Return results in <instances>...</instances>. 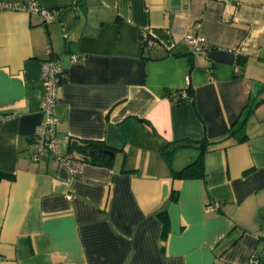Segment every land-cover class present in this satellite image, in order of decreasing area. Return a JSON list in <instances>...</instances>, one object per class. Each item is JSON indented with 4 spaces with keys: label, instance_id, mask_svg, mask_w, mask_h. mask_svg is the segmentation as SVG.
<instances>
[{
    "label": "crops",
    "instance_id": "1",
    "mask_svg": "<svg viewBox=\"0 0 264 264\" xmlns=\"http://www.w3.org/2000/svg\"><path fill=\"white\" fill-rule=\"evenodd\" d=\"M38 1L49 24L0 11V264H264V0ZM51 57L61 149L104 142L113 167L31 161ZM202 150L205 179H175Z\"/></svg>",
    "mask_w": 264,
    "mask_h": 264
},
{
    "label": "built area",
    "instance_id": "2",
    "mask_svg": "<svg viewBox=\"0 0 264 264\" xmlns=\"http://www.w3.org/2000/svg\"><path fill=\"white\" fill-rule=\"evenodd\" d=\"M5 9H15L18 11H26L29 13L39 14L41 17H43V20L45 23L49 24L54 20L53 13L49 10L44 9L41 5H39L38 0H29L28 2H12V3H3L0 0V11ZM145 36L148 38L147 35ZM144 41V40H143ZM144 41V42H145ZM187 43L192 46L193 52H201L206 47V39L202 36H189L186 38ZM154 40H149V45H153ZM78 56H73V61H78ZM43 72H42V78H43V96L41 99V106H40V112L43 114L46 118L42 123L39 125V127L34 132V135L32 137L34 142V148L32 149L31 153V161L35 163H40L48 156L54 157L58 162H61L65 164L67 167L70 168V170L77 174V172L80 170L83 163L81 161H78L74 158H69V156H66L63 152V149H61V143L58 140L57 135V120L54 117L53 109L57 105L58 101V92H59V86L64 83V81L67 79V74L65 69L62 68V65L60 64V60L56 57H51V59H48L43 62ZM186 83L187 88H185L182 91H179L176 95H181L183 99H188L190 96L187 94V89L189 86H191L190 83V77H186ZM14 114L6 115L4 121L9 120L13 118ZM220 202H215V204H208L205 206V211L212 212L216 211L220 207ZM249 264H261V261H259V258L256 253H254L253 257L250 260Z\"/></svg>",
    "mask_w": 264,
    "mask_h": 264
},
{
    "label": "trees",
    "instance_id": "3",
    "mask_svg": "<svg viewBox=\"0 0 264 264\" xmlns=\"http://www.w3.org/2000/svg\"><path fill=\"white\" fill-rule=\"evenodd\" d=\"M146 32H143L141 37L145 41ZM148 38L146 37V41L144 42V46H150L149 40L154 39L153 36L147 33ZM179 92V91H178ZM177 94V93H176ZM187 94L190 96V98L183 99L181 95L175 96L177 100H175V104H183L186 102L194 103L195 96L192 94V87L189 86L187 89ZM173 98V101L175 99ZM198 145L200 146L199 142ZM204 145V144H203ZM66 156H69V158H74L78 161H81L83 164H94L101 167H113L114 164V156L115 151L108 147L104 142L98 141V140H86L82 138H71L68 148H67ZM173 148H171L169 151L166 152V156L170 157ZM204 150L201 151L199 154L200 156L190 162L187 166H185L181 170H177L174 172V178L175 179H190V178H196V179H205L206 177V167H205V154ZM11 176H5L0 172V180L7 179ZM166 213L160 214V217H162L163 221L165 222V226L167 225L168 217H166ZM261 264H263L261 262Z\"/></svg>",
    "mask_w": 264,
    "mask_h": 264
},
{
    "label": "water",
    "instance_id": "4",
    "mask_svg": "<svg viewBox=\"0 0 264 264\" xmlns=\"http://www.w3.org/2000/svg\"><path fill=\"white\" fill-rule=\"evenodd\" d=\"M199 147H203V145L202 144H200V146Z\"/></svg>",
    "mask_w": 264,
    "mask_h": 264
}]
</instances>
